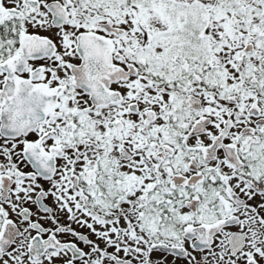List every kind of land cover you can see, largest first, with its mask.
<instances>
[{"label":"snow or ice","instance_id":"1","mask_svg":"<svg viewBox=\"0 0 264 264\" xmlns=\"http://www.w3.org/2000/svg\"><path fill=\"white\" fill-rule=\"evenodd\" d=\"M0 264H264V0H0Z\"/></svg>","mask_w":264,"mask_h":264}]
</instances>
